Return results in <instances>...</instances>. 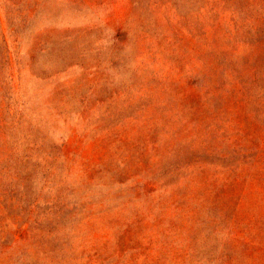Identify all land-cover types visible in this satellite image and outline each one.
Listing matches in <instances>:
<instances>
[{"label": "rangeland", "instance_id": "rangeland-1", "mask_svg": "<svg viewBox=\"0 0 264 264\" xmlns=\"http://www.w3.org/2000/svg\"><path fill=\"white\" fill-rule=\"evenodd\" d=\"M0 264H264V0H0Z\"/></svg>", "mask_w": 264, "mask_h": 264}]
</instances>
